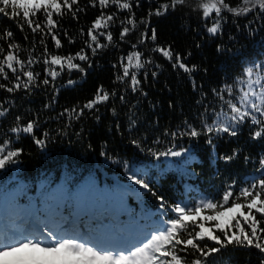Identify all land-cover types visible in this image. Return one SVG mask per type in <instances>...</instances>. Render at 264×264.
I'll list each match as a JSON object with an SVG mask.
<instances>
[{
  "label": "trees",
  "instance_id": "obj_1",
  "mask_svg": "<svg viewBox=\"0 0 264 264\" xmlns=\"http://www.w3.org/2000/svg\"><path fill=\"white\" fill-rule=\"evenodd\" d=\"M227 2L236 6L240 0ZM163 3H170V0H141L140 7L134 6L137 26L124 41L119 36L120 20L129 14L126 11L121 13L115 7L107 9L108 12H116L119 17L110 28L113 42L98 50L95 56L90 49H86L92 62L91 67L80 62L85 67L86 74L76 70H65L61 74L55 82L59 91L55 94V102L49 108L44 105L52 100L51 85L47 88H33L31 92L24 89L15 93L0 90V110L9 109L5 116L0 117V141L10 137L14 141V147L23 149L15 164L0 170V196L10 195L15 203L14 208H9L7 214L8 226H14L11 223H15L16 229L24 226L20 211H24L26 203L23 205L21 200L35 191L34 194L38 193V202L46 209L52 202L59 203L61 209L54 213L57 220L63 221L62 216L68 215L74 208L70 203L75 205L87 198V201L97 207L98 212L95 220H88L83 226L88 225L89 231L94 234L107 235L106 237L112 234L116 238L118 232L128 237L127 229L131 228V236L147 231L158 224L161 210L150 192L140 189L138 185H131L125 175L124 162L136 168H146V179L150 181V187L157 194H163L169 204L182 202L191 206L192 202L205 198L216 200L222 197L228 185H233L234 190L238 191L245 181L250 184L253 177L259 178L256 170L259 168V157L264 154V139L251 140L248 124L238 129L237 137L227 134L213 137L212 145L206 142L208 137L204 135L194 138L178 136L175 141H171V137H165L163 133L165 129L177 130L185 120L199 128L200 113L204 112L202 105L218 107L211 89L225 82L231 83L249 61L264 60V17L256 11L239 18L225 13L226 22L222 26V35L211 37L206 32L201 13L194 10L198 0H186L185 5H178L175 10L169 8L161 16L148 17L149 10L154 11ZM86 6L87 10L80 12L78 19H73L70 15L60 19L61 31L58 36L63 47L55 49L54 42L48 38L45 43L50 52L67 55L75 53L83 46L85 37L80 36L79 31L81 28L86 30L91 20L99 14L98 7L89 6L88 0H79V7ZM41 19L43 17L38 15L36 22ZM142 19L150 26L146 28L141 24ZM18 20L22 22V16ZM211 23L212 20L209 19V26ZM153 28L157 33L155 43L150 39ZM5 29H10L15 42L20 44L22 59H27L33 40L36 44L33 54L43 52V47L39 44V33L34 36L27 26L21 32L17 21L0 15V34ZM64 31L68 32L74 43H68V38L63 35ZM145 32L149 39L138 45L136 50L143 54L144 61L152 62L146 63L138 71L141 91L132 93L124 83L116 80L120 73L119 61L133 50L131 45ZM25 36L28 39H24ZM101 43L108 42L101 38ZM157 44L171 45L174 52L187 57L185 62L189 66L195 64L197 70L189 75L179 68L174 69L172 62L152 51ZM197 44L200 47H196ZM218 44L231 51L220 55L216 51ZM4 47H7L6 43ZM189 52L191 56L187 55ZM32 69L41 73L38 79L44 78L42 62L33 64ZM153 72L157 74L155 77L152 76ZM68 79L76 83L67 86ZM193 81L197 86L195 90L192 87ZM100 85L109 92L115 91L116 96L107 103L98 105V110L85 109L83 117L79 119L69 122L67 114L60 117L59 114L64 108L76 106L79 109L92 98ZM120 94L125 95L124 102L120 101ZM17 115L23 118L24 123L38 117L39 127L34 129L35 136L42 138L47 132L49 139L46 147L40 148L36 145L31 135L17 136L9 132ZM130 119L135 120L131 128ZM133 139L138 140L141 148L145 150L153 148L163 151L175 144V150L179 151L183 147L188 151L181 157L157 159L132 144ZM154 141L158 143H153ZM102 148L111 159L100 155ZM233 149L237 150L238 156L231 162L218 158L223 154H231ZM74 189V193L67 192L69 196L62 191ZM78 198L81 200L76 201ZM115 203L129 207L128 215L121 218L113 216L109 221L102 220L101 216L106 213L104 208ZM118 220L121 226L118 225ZM69 227L71 228L63 229L62 232L56 227L54 232L67 237L84 236L79 226L70 224ZM4 230L10 232L9 229ZM2 236L3 234L0 238ZM210 259L215 264H264V253L254 247L229 246L223 254L214 255Z\"/></svg>",
  "mask_w": 264,
  "mask_h": 264
},
{
  "label": "snow or ice",
  "instance_id": "obj_2",
  "mask_svg": "<svg viewBox=\"0 0 264 264\" xmlns=\"http://www.w3.org/2000/svg\"><path fill=\"white\" fill-rule=\"evenodd\" d=\"M185 3L186 0H170V3L160 4L154 11L149 10L147 15L161 16L169 8L175 10L178 5L183 6ZM88 5L92 8L98 7L99 14L91 20L86 30L80 29L79 35L85 37L83 46L75 53L60 55L50 52L45 40L50 38L54 42V48L61 49L63 45L58 36L61 31L60 19L66 15L78 19L79 13L85 12L87 6L79 7V0H0V15L17 21V27L21 32L27 26L34 36L39 33V44L43 47L42 53L33 54V49L36 47L33 40L27 59H22L20 44L15 42L13 32L5 29L0 34V42H3L0 43V78H2L0 90L7 93H15L20 89L31 92L33 88L41 86L47 88L51 85L52 100L44 105L45 108H49L51 103L55 102V94L59 91L55 82L61 74L65 70L68 72L76 70L86 74L85 67L80 63L83 62L88 67L92 66L86 49H90L95 56L98 50L108 47L113 42L110 28L119 17L116 12H108L107 9L115 7L121 13L126 11L129 14L125 19L120 20L121 41H124L137 26L133 8L140 7L141 0H88ZM194 10L201 13L207 34L216 37L218 34L222 35V26L226 22L225 13L239 18L256 11L264 17V0H240L236 6H232L227 0H198ZM38 15L43 19L36 22ZM21 16L22 22L18 20ZM209 19L212 20L210 26ZM140 23L146 28L150 26L143 19ZM63 35L68 38L69 44L74 43L67 31H64ZM101 38L108 43H101ZM24 39L28 37L25 36ZM147 39H149L148 33H142L140 39L131 45L133 50L119 61L120 73L116 76V80L124 83L132 93L141 91L138 71L143 69L146 63L152 62L144 61L143 54L136 50L138 45L143 44ZM150 39L154 43L157 40L154 28L151 29ZM196 47L200 45L197 44ZM152 51L172 62L174 69L179 68L189 75L197 70L195 64L189 66L185 62L187 57L174 52L171 45L157 44ZM216 51L223 56L231 50L218 44ZM187 55L191 56V52ZM41 62L44 78L38 79L41 73L35 72L32 65ZM156 75L155 72L152 73L153 77ZM75 83L76 81L72 79L66 81L67 86ZM192 87L196 89L195 81L192 82ZM211 94L217 101L218 107L202 105L204 112L200 113L199 128L185 120L175 131L165 129L163 135L171 137V141H175L178 136L194 138L204 135L208 137L206 142L212 145L213 137H219L220 134L237 137L238 129L248 124L251 140L264 139V60L249 61L231 83L225 82L211 89ZM143 95L146 96L147 93ZM202 95L206 94L202 93ZM115 96V91L109 92L100 85L92 98L79 109L76 106L64 108L59 115L63 117L67 114L71 122L72 119L83 117L85 109L98 110V105L107 103ZM119 99L124 102L125 95L120 94ZM8 111V108L0 110V117L5 116ZM133 124L135 120L130 119L129 127L131 128ZM38 127V117L24 123L23 118L17 115L15 124L9 132L17 136L31 135L34 143L44 148L49 134L45 132L42 138H36L34 129ZM117 127L119 128V125ZM131 143L141 148L138 140L133 139ZM22 151V148L14 147V141L10 137L0 141V170L15 164ZM141 151H147L151 156L159 159L181 157L188 149L181 147L177 151L175 144H172L163 151L153 148L146 150L141 148ZM100 155L111 159L103 148ZM237 156V150L233 149L231 154H223L218 158L231 162ZM245 160H248L247 156ZM258 164L259 168L256 171L259 178L253 177L250 184L245 181L244 186L239 187L238 191L234 190L233 185H228L221 198L197 200L190 206L182 202L169 204L163 194H157L150 187V181L146 179L148 172L146 168H136L124 162L125 175L131 185H138L140 189L150 192L158 202L161 219L157 225L131 239L122 237L114 242L84 240L78 236L69 238L47 229H45L47 235L43 239L34 235L16 236L15 233L5 231L0 238V264H215L210 258L223 254L229 246L254 247L264 253V154L260 155Z\"/></svg>",
  "mask_w": 264,
  "mask_h": 264
}]
</instances>
